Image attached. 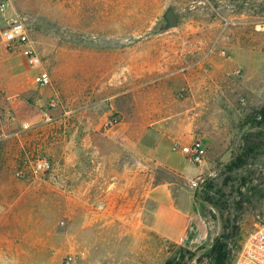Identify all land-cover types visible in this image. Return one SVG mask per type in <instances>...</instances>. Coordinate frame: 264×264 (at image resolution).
<instances>
[{
    "label": "rangeland",
    "instance_id": "rangeland-1",
    "mask_svg": "<svg viewBox=\"0 0 264 264\" xmlns=\"http://www.w3.org/2000/svg\"><path fill=\"white\" fill-rule=\"evenodd\" d=\"M13 19L27 26L51 85L33 87L43 102L38 109L24 111L27 101L17 97L10 111L0 84V264H65L70 254L78 264H214L211 249L224 233L229 239L220 243L229 245L232 264L247 233L264 221V149L234 165L245 138L264 135L255 116L264 105V0H9L0 58L15 51L1 37ZM236 39L249 54L232 57ZM202 45L215 51L206 63L217 79L207 112L198 110ZM185 73L196 79L187 82ZM18 113L40 122L21 124L20 138L5 139ZM132 138H140L139 156L128 153ZM197 139L206 146L200 164L182 150ZM174 142L195 170L188 178L159 158ZM41 158L53 168L35 174ZM133 167L141 203L155 184L192 190V237L172 240L153 230L124 191V178L109 184ZM216 191L224 209L204 200V192Z\"/></svg>",
    "mask_w": 264,
    "mask_h": 264
},
{
    "label": "crops",
    "instance_id": "crops-1",
    "mask_svg": "<svg viewBox=\"0 0 264 264\" xmlns=\"http://www.w3.org/2000/svg\"><path fill=\"white\" fill-rule=\"evenodd\" d=\"M210 47L211 46L202 45L199 48L200 50L196 51L198 56L197 61L199 63L198 69L200 70L197 78V84L202 98L198 110L202 112H207L213 108L214 104H210L207 100H209L210 95L212 94V87L217 83V79L215 80L213 78V74H208V65L206 64L208 63V60L213 57L212 53H215L213 49H209ZM230 47L233 53L232 57L235 56V58L236 56L237 58H240V54L242 52L247 54V51L249 50L246 42H241L237 39L232 41ZM188 58L190 57L188 56ZM243 62L246 64L244 60ZM188 65L191 66V64ZM36 73L37 70L31 68L26 57L18 51L8 52L0 58V84L3 85V91L9 102L8 106L10 107V111H12V109L17 111V97H21L23 100L27 101L26 105L21 106L24 111H28L30 108L38 109V104L41 105L43 103L41 101L42 99H40L35 92H32L33 87L36 85L34 82V76ZM184 77L189 83L196 79V77L193 78L189 73H185ZM167 80L168 79H165V81ZM169 92L170 91H167L166 93ZM29 99H33L37 104L32 105L28 102ZM18 116L21 117L19 113ZM11 118L13 119L14 115ZM15 119L16 121H14V124H16V127L14 126L7 129L4 135L5 139L16 137L20 138V134L22 132L20 127L21 124L25 127V129H27L31 127V125H37L40 122L38 118H35V120H32L31 122H25L26 120L23 117H18L20 121L17 118ZM132 144L133 146L128 153H130L132 157L139 156L140 138H132ZM117 153L120 152L118 151ZM159 155L160 160H163V162L169 167V170L173 171L175 174H179L182 178L190 177V174L195 171L191 166V163H189L182 153H178L174 150L173 152L166 151L163 154L160 152ZM75 157L76 153L74 144L72 151L69 152V159H75ZM178 157H184L183 159L187 161L188 167L186 166V168H183L180 163L181 161L178 160ZM6 159L10 163L13 162L14 153L8 155ZM103 174L104 172L102 171V175ZM120 176L124 178V191H126V194L129 196L131 192L133 193V201H138L137 206L139 207V213L143 212L145 217H148L149 227H152L153 230H158L166 238L172 240H177L184 234L187 238H190L197 232L196 224L198 223V217L193 208L195 195L192 190H189L182 185L179 188H174L165 184L161 186H157L155 184L154 186L152 185L149 187L148 193L145 194V198H143L141 203L139 202L140 197L138 195L141 186L140 171L133 167L131 169H126L125 173L121 175L116 172V179L110 183V174L109 171H107V180L111 185L118 186L120 184Z\"/></svg>",
    "mask_w": 264,
    "mask_h": 264
},
{
    "label": "built area",
    "instance_id": "built-area-1",
    "mask_svg": "<svg viewBox=\"0 0 264 264\" xmlns=\"http://www.w3.org/2000/svg\"><path fill=\"white\" fill-rule=\"evenodd\" d=\"M9 0H0V18L5 14ZM7 27L1 32L2 39L9 44L13 50L20 52L26 57L31 68L37 70L34 82L39 87L51 85L49 72L43 66V60L39 52L31 46L29 31L24 22L19 19L6 20ZM225 54V52H222ZM179 148V142H174L173 149ZM189 155L193 163L200 164L206 157V146L201 139H197L182 149ZM53 168V163L48 158H41L35 161L32 170L35 174L45 173ZM18 175H24L19 171ZM65 264H78L75 255H67ZM232 264H264V221L256 224L250 230L241 247L240 252L234 258Z\"/></svg>",
    "mask_w": 264,
    "mask_h": 264
},
{
    "label": "trees",
    "instance_id": "trees-1",
    "mask_svg": "<svg viewBox=\"0 0 264 264\" xmlns=\"http://www.w3.org/2000/svg\"><path fill=\"white\" fill-rule=\"evenodd\" d=\"M257 118H259L260 124L264 123V105L256 112L255 115ZM259 137L257 135H250L249 138H245V144L241 152V156L237 159V161L234 163V165L238 166L241 163L240 158L243 157H249L251 154L264 149V135L263 132L258 133ZM204 200H206L211 205L215 206L219 209L223 208V203L221 202V195L216 191L211 196H207V192H204ZM224 217V216H223ZM225 223L229 224L231 229H233V233H238L239 226L237 225L236 220H231V218H224ZM222 239L228 240L229 236H226L225 233L221 236ZM221 238L216 241V243L213 245L211 249L212 253V262L214 264H227L228 256L230 253V248L228 244H222L220 243ZM186 251L183 248H180V252ZM214 255V258H213ZM183 257V256H181ZM164 264H183L181 260L176 261L175 258H170L167 260Z\"/></svg>",
    "mask_w": 264,
    "mask_h": 264
},
{
    "label": "water",
    "instance_id": "water-1",
    "mask_svg": "<svg viewBox=\"0 0 264 264\" xmlns=\"http://www.w3.org/2000/svg\"><path fill=\"white\" fill-rule=\"evenodd\" d=\"M167 17L169 18L170 23H171L172 25H175V24H176V22H175V17H174V14H173L172 11H169V12H168Z\"/></svg>",
    "mask_w": 264,
    "mask_h": 264
}]
</instances>
